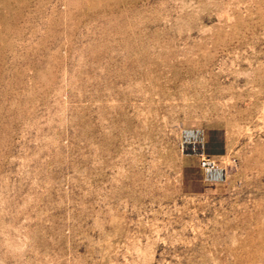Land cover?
I'll return each instance as SVG.
<instances>
[{
  "label": "rangeland",
  "instance_id": "obj_1",
  "mask_svg": "<svg viewBox=\"0 0 264 264\" xmlns=\"http://www.w3.org/2000/svg\"><path fill=\"white\" fill-rule=\"evenodd\" d=\"M0 264H264V0H0Z\"/></svg>",
  "mask_w": 264,
  "mask_h": 264
}]
</instances>
